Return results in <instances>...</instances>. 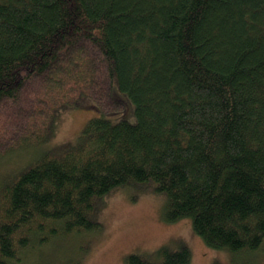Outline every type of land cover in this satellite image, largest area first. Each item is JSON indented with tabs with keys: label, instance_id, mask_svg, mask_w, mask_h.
I'll list each match as a JSON object with an SVG mask.
<instances>
[{
	"label": "trees",
	"instance_id": "1",
	"mask_svg": "<svg viewBox=\"0 0 264 264\" xmlns=\"http://www.w3.org/2000/svg\"><path fill=\"white\" fill-rule=\"evenodd\" d=\"M77 106L97 116L55 143ZM8 108L0 264H30L60 232L99 233L100 202L148 184L163 220L190 219L207 247L264 245V0H0ZM151 252L124 262L190 264L186 247Z\"/></svg>",
	"mask_w": 264,
	"mask_h": 264
},
{
	"label": "rangeland",
	"instance_id": "2",
	"mask_svg": "<svg viewBox=\"0 0 264 264\" xmlns=\"http://www.w3.org/2000/svg\"><path fill=\"white\" fill-rule=\"evenodd\" d=\"M100 89V86L96 88ZM26 97L29 100L31 94L26 92L24 99ZM105 101L103 105H106ZM107 109L103 106L104 112ZM8 110H0V124L9 115ZM96 116L97 112L87 107L71 108L58 118L53 141L73 140L86 121ZM3 140L0 133V142ZM21 141L17 139V146L10 148H18ZM0 148L3 150L5 146ZM163 203V196L156 192L153 184L118 189L100 202L102 227L99 233L74 235L60 232L43 243L30 264H125L127 255L137 253L146 256L163 245L172 250L186 247L191 256L190 264H264V245L250 256L213 250L194 233L190 219L166 223L163 220ZM149 258L155 259L154 256Z\"/></svg>",
	"mask_w": 264,
	"mask_h": 264
},
{
	"label": "bare ground",
	"instance_id": "3",
	"mask_svg": "<svg viewBox=\"0 0 264 264\" xmlns=\"http://www.w3.org/2000/svg\"><path fill=\"white\" fill-rule=\"evenodd\" d=\"M114 87H116V86H114ZM113 95V94H112ZM257 253V252H256ZM260 253V252H259Z\"/></svg>",
	"mask_w": 264,
	"mask_h": 264
}]
</instances>
